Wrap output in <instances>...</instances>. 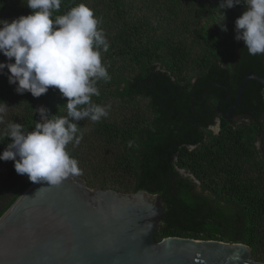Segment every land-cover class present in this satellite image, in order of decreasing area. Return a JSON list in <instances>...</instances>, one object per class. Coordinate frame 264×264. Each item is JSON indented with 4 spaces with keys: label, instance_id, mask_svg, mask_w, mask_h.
<instances>
[{
    "label": "trees",
    "instance_id": "obj_1",
    "mask_svg": "<svg viewBox=\"0 0 264 264\" xmlns=\"http://www.w3.org/2000/svg\"><path fill=\"white\" fill-rule=\"evenodd\" d=\"M155 1L187 24V35L160 34L150 20L132 16L127 0H62L56 15L81 2L94 9L110 45L102 62L111 79L99 81L100 96L92 97L110 105L108 115L99 122L78 121L83 138L68 150L92 188L163 195L166 217L157 240L241 242L264 262V84L251 80L232 119L222 116L220 130L211 128L219 103L228 114L250 72L264 77V55H249L245 42L235 38V21L246 5L220 10L221 0ZM31 12L26 0H0L2 20ZM107 16L114 23L109 27ZM0 62H8L2 52ZM9 74L7 68L0 73V101L9 106L0 133L10 122L32 130L41 106L49 115H66L67 98L59 89L50 86L40 97L18 93ZM11 140L0 141V153ZM14 165L0 160L7 168L0 200L16 186L0 216L33 183Z\"/></svg>",
    "mask_w": 264,
    "mask_h": 264
},
{
    "label": "clouds",
    "instance_id": "obj_2",
    "mask_svg": "<svg viewBox=\"0 0 264 264\" xmlns=\"http://www.w3.org/2000/svg\"><path fill=\"white\" fill-rule=\"evenodd\" d=\"M242 2L247 10L235 21V38L245 42L249 55H264V0H221L219 9ZM61 3L62 0H26L32 9L30 14L0 19V52L8 58V62H0V73L5 68L9 70V83L18 82V93L30 91L40 97L54 86L67 98L66 115H49L50 110L41 106L36 109L41 119L32 130L10 122L0 133V141L12 138L0 153V160L15 161L18 174H27L33 183L47 181L48 185L79 174L78 161L68 150L70 143L78 145L83 138L78 121L99 122L110 108L92 99L100 96L98 82L111 79L102 62V53L110 46L100 27L102 20L84 2L56 15ZM221 13L223 21L225 15ZM222 27L227 31L226 25ZM8 108L0 101V123H4Z\"/></svg>",
    "mask_w": 264,
    "mask_h": 264
},
{
    "label": "water",
    "instance_id": "obj_3",
    "mask_svg": "<svg viewBox=\"0 0 264 264\" xmlns=\"http://www.w3.org/2000/svg\"><path fill=\"white\" fill-rule=\"evenodd\" d=\"M253 79L264 84L263 76L250 72L229 113L217 106L223 117L233 116ZM165 217L163 195L147 190L92 188L79 174L57 185L32 183L0 216V264H264L241 242L157 240Z\"/></svg>",
    "mask_w": 264,
    "mask_h": 264
},
{
    "label": "rangeland",
    "instance_id": "obj_4",
    "mask_svg": "<svg viewBox=\"0 0 264 264\" xmlns=\"http://www.w3.org/2000/svg\"><path fill=\"white\" fill-rule=\"evenodd\" d=\"M127 2L130 12H132V16L136 20H150L160 34H170L173 32L177 33V35L188 34L186 31L188 27L187 24L171 18L165 4L158 1L156 2L155 0H127ZM104 22L107 27L114 24L113 18L108 16L105 18ZM4 169L5 167L0 166V172Z\"/></svg>",
    "mask_w": 264,
    "mask_h": 264
},
{
    "label": "flooded vegetation",
    "instance_id": "obj_5",
    "mask_svg": "<svg viewBox=\"0 0 264 264\" xmlns=\"http://www.w3.org/2000/svg\"><path fill=\"white\" fill-rule=\"evenodd\" d=\"M231 100H232V98H231ZM219 114H220V113H219ZM225 114H226V113H225ZM222 116H223L222 114H220L219 116H216V118H215V120H216V124L213 125V126H211V128H212L215 132H218V131L220 130V126H221V117H222ZM232 117H233V116H232ZM232 117H230V118H226V117H224V118L230 120V119H232ZM234 118H235V119H238L239 116H235ZM216 127H217V128H216ZM3 167H4V166H3ZM3 172H7V168H6V167H5V169H4L3 171L0 172V182H1V179H2V174H3ZM26 176H27V174H23L21 178L24 179ZM15 188H16V186H15L14 188H12V189L6 194V196L0 200V206L3 204V202L5 201V199L7 198V196L10 194V192H11V191H13V192L15 191ZM12 194H13V193H12Z\"/></svg>",
    "mask_w": 264,
    "mask_h": 264
}]
</instances>
